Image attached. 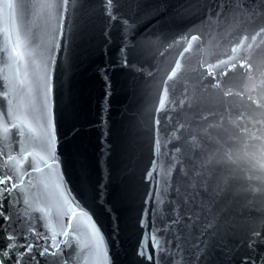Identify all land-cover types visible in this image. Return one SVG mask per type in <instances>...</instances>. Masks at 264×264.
<instances>
[{"label":"water","instance_id":"water-1","mask_svg":"<svg viewBox=\"0 0 264 264\" xmlns=\"http://www.w3.org/2000/svg\"><path fill=\"white\" fill-rule=\"evenodd\" d=\"M9 176L25 264H264V0H0Z\"/></svg>","mask_w":264,"mask_h":264},{"label":"snow or ice","instance_id":"snow-or-ice-1","mask_svg":"<svg viewBox=\"0 0 264 264\" xmlns=\"http://www.w3.org/2000/svg\"><path fill=\"white\" fill-rule=\"evenodd\" d=\"M9 161H14L15 158L9 156ZM26 159V158H25ZM39 171V169H36ZM12 180V177L0 178V186L3 187V191L11 192L17 187L15 183L9 185V182ZM3 209L0 207V212ZM7 221V217H4ZM0 264H25V255L26 253H31L33 245L29 243L26 237L21 238L17 232L12 231L11 228L7 227L6 224H0ZM151 243V241L149 242ZM145 252L144 248H140L138 254L143 255ZM42 254H47L45 251ZM28 260H31V256L27 257Z\"/></svg>","mask_w":264,"mask_h":264}]
</instances>
